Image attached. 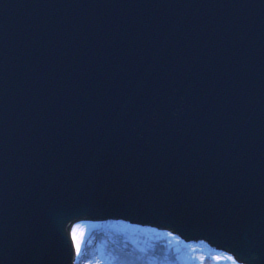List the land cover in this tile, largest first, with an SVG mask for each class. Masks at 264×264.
<instances>
[{
  "label": "water",
  "instance_id": "1",
  "mask_svg": "<svg viewBox=\"0 0 264 264\" xmlns=\"http://www.w3.org/2000/svg\"><path fill=\"white\" fill-rule=\"evenodd\" d=\"M106 221L264 264V0H0V264Z\"/></svg>",
  "mask_w": 264,
  "mask_h": 264
},
{
  "label": "trees",
  "instance_id": "2",
  "mask_svg": "<svg viewBox=\"0 0 264 264\" xmlns=\"http://www.w3.org/2000/svg\"><path fill=\"white\" fill-rule=\"evenodd\" d=\"M113 224H93L92 241L86 240L75 264H224L217 261L223 254L210 246L195 250L192 244L155 229Z\"/></svg>",
  "mask_w": 264,
  "mask_h": 264
},
{
  "label": "rangeland",
  "instance_id": "3",
  "mask_svg": "<svg viewBox=\"0 0 264 264\" xmlns=\"http://www.w3.org/2000/svg\"><path fill=\"white\" fill-rule=\"evenodd\" d=\"M106 222H114L113 226H115V227H120L121 224L126 223L125 221H106ZM93 224H96V223H93V222H80V223H77L73 227L71 234L73 235V240H74L76 251H77V247H79V252H77V253L80 254L81 252L84 251V246H85L86 240H87V242L89 244L92 241V237L89 236V233L91 232V230L93 228ZM156 231L164 232L166 234H169L170 236H173V237L181 239L179 236H177L175 234H171L169 232H165V231H162V230L161 231L156 230ZM189 244H192L193 245V249H195V250H203V249H206L207 246H210L205 241L189 242ZM218 252H221V251L218 250ZM221 253L223 255L217 256V261L223 262L224 264H240L236 260H234V258L231 255H229L227 253H224V252H221Z\"/></svg>",
  "mask_w": 264,
  "mask_h": 264
},
{
  "label": "built area",
  "instance_id": "4",
  "mask_svg": "<svg viewBox=\"0 0 264 264\" xmlns=\"http://www.w3.org/2000/svg\"><path fill=\"white\" fill-rule=\"evenodd\" d=\"M131 225H133V226H136V227H140V228H142V229H144V228H150V229H155V230H159V229H157V228H155V227H152V226H150V225H142V224H131ZM159 231H161V230H159ZM162 231H165V232H169V233H171V234H173L171 231H169V230H162Z\"/></svg>",
  "mask_w": 264,
  "mask_h": 264
},
{
  "label": "snow or ice",
  "instance_id": "5",
  "mask_svg": "<svg viewBox=\"0 0 264 264\" xmlns=\"http://www.w3.org/2000/svg\"><path fill=\"white\" fill-rule=\"evenodd\" d=\"M79 227V226H78ZM77 252H79V247H77Z\"/></svg>",
  "mask_w": 264,
  "mask_h": 264
},
{
  "label": "bare ground",
  "instance_id": "6",
  "mask_svg": "<svg viewBox=\"0 0 264 264\" xmlns=\"http://www.w3.org/2000/svg\"><path fill=\"white\" fill-rule=\"evenodd\" d=\"M73 236V235H72Z\"/></svg>",
  "mask_w": 264,
  "mask_h": 264
}]
</instances>
